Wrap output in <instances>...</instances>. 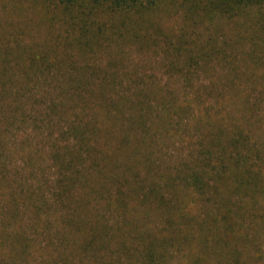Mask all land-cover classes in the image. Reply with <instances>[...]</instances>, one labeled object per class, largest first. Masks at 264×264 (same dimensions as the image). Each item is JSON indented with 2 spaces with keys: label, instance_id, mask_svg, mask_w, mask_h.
Segmentation results:
<instances>
[{
  "label": "trees",
  "instance_id": "trees-1",
  "mask_svg": "<svg viewBox=\"0 0 264 264\" xmlns=\"http://www.w3.org/2000/svg\"><path fill=\"white\" fill-rule=\"evenodd\" d=\"M37 1L52 40L0 42V264H264V0Z\"/></svg>",
  "mask_w": 264,
  "mask_h": 264
},
{
  "label": "rangeland",
  "instance_id": "rangeland-1",
  "mask_svg": "<svg viewBox=\"0 0 264 264\" xmlns=\"http://www.w3.org/2000/svg\"><path fill=\"white\" fill-rule=\"evenodd\" d=\"M43 13L44 9L37 0H0V42L2 40H11L14 35L21 31H23L22 41H33L34 44H39L44 40H52L51 35L49 34L52 33V28L54 32H59L62 26H58L59 24L56 23V25L51 26L52 28L48 27V25H46V23L41 20ZM253 14L254 12H252L250 18L246 17L245 15L240 16L237 18L238 24H224L222 29V32L226 36L229 35L230 37H232V39L238 40L235 44L234 41H232V44H234V46L230 49L233 52L239 53L237 62L241 65L247 63L248 58L246 52L249 48L247 45V41L241 39V35L243 33H248V31L253 28L250 27L253 26L251 23ZM179 19L180 17L177 14L167 19L168 21H165V25L176 28L177 21ZM245 28H249V30L245 31ZM221 37H223V34L221 35ZM128 55V65L132 66L137 64L141 67L142 65H144L147 73H155L156 79L161 78L163 82H167L169 84H172L173 87H177L180 97L184 95L183 88L180 86V82L178 80H174L173 78H168L161 75L160 70L157 69V66H155V63L153 62V57H146L145 64H142L138 59L139 55L133 49L129 50ZM24 129L25 130L21 129L20 132H18L15 136L17 140L16 142L19 143V147L22 146L28 151V149L32 148L33 146L45 141L44 138H41V135H37V132L32 129V126L29 122ZM173 139H176V141L174 142ZM173 139H170V141L166 140L164 142L166 148H168L166 149L168 150V155H166L167 157L177 152L178 149H183L182 140L178 139L176 136H174ZM13 141L14 139L10 142ZM10 145L12 146L13 144L10 143ZM23 158V154L18 153L17 156L13 158V160H16L15 165H21Z\"/></svg>",
  "mask_w": 264,
  "mask_h": 264
}]
</instances>
